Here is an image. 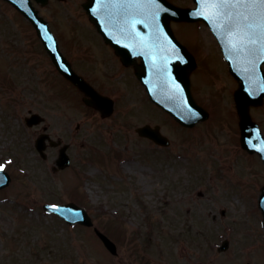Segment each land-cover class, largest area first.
Wrapping results in <instances>:
<instances>
[{
  "label": "rangeland",
  "instance_id": "1",
  "mask_svg": "<svg viewBox=\"0 0 264 264\" xmlns=\"http://www.w3.org/2000/svg\"><path fill=\"white\" fill-rule=\"evenodd\" d=\"M170 1L183 7L193 5L192 0ZM83 2L51 0L39 11L63 48L71 54L73 48V55H83L79 60L91 67L85 49L90 23ZM173 30L202 65L192 77L198 100L215 97L225 115L221 120L229 121L231 93L237 84L219 56L213 36L204 26L174 24ZM73 43L80 47L74 48ZM94 72L102 76L99 70ZM74 93L48 60L32 26L0 1V165L12 178L10 186L0 192V264H130L137 263L132 257L139 250L140 261L149 264H264L260 213L257 209L250 212L258 187L264 183V168L258 158L250 166L243 156L237 155L231 162L226 152L220 153L225 172L214 177V169L204 165L205 157L200 162L192 154L190 160L185 159L189 153L184 144L191 132L179 128L157 108L145 105L138 93H121L116 101L120 115L105 121L76 104L71 97ZM29 111L42 116L44 125L28 128L23 119ZM263 112L257 110V117ZM144 122L159 124L172 147L161 151L138 138L133 128ZM43 126L53 139L71 144L68 153L73 164L69 170L51 171L56 149L47 150L49 161L39 159L34 141ZM229 133L223 127L220 139L227 140ZM205 150L201 149L199 157L207 155ZM110 157H122L121 163L104 172V162L109 168L113 165L105 161ZM190 163V184L205 186L208 197L192 196L186 204L162 205V198L169 194L179 195L175 201L182 202L191 191L181 181ZM79 174H85L83 180ZM83 189L91 209L105 206L128 217L127 223L119 224L95 215L96 227H112L110 235L120 257L110 255L92 229L66 227L43 212V203H65L76 192L80 196ZM223 208L224 218L220 216ZM135 225L142 227L143 233L132 231ZM224 239L229 240V247L217 253L215 249Z\"/></svg>",
  "mask_w": 264,
  "mask_h": 264
},
{
  "label": "water",
  "instance_id": "2",
  "mask_svg": "<svg viewBox=\"0 0 264 264\" xmlns=\"http://www.w3.org/2000/svg\"><path fill=\"white\" fill-rule=\"evenodd\" d=\"M9 3H11L13 5V7L17 8L18 11H20L24 17H26V19H28L30 22H32V24L35 26V28L37 29V33L38 35L41 37L42 41L44 42V45L46 47V49H48V53L51 56L52 60L55 62V64L57 65V67L59 68V70L65 74V76L67 78H69L74 84H76L78 87H81V84L79 83V80L76 79L73 75H71L72 73L69 72L67 70L66 67H64V63L66 62L64 60V58H62V56L59 54L58 49H57V45H56V41L55 39L51 36L48 26L47 24L38 16L37 12L34 10V8L32 7L30 0H6ZM38 2H41L42 4L45 3V0H37ZM199 8L194 10V11H176L174 9H171L170 6H168L163 0H139L137 1V3H135L134 5L131 6V8H129V10H123V13H127V12H131V10L133 11L131 13V18L128 19V21L126 23L124 22H120L121 24H128L129 26H135V24H140L141 21L137 18V12H139L145 23H151L153 21V17L154 14H158L159 15V24L163 27V29H167L168 30V24L170 19H175V20H179V21H195L198 19H208V22L212 24V20H214L215 22L213 25V29H215V32H217L220 36V40L221 43L223 45V48L225 50V53L227 55V57L231 60L230 62L233 63V65L235 66L236 64L239 66H242L243 68L247 69L250 71L251 74L256 75L257 78H259L260 80L258 81V79L255 81L256 85L258 88L262 89V85H259V83H261V79H262V75L260 72V65L261 63L264 62V40H260L258 42H254L253 40V36L249 33H245L244 34V38H240V43L237 44V40L235 38H231L234 39L235 41L231 42L228 41L225 33L221 35V27L222 25H225L226 23L232 22L235 23V25H242L244 19L241 18L243 21L238 22V20H236L235 18L237 17V15L235 14L236 11H239V7L236 6L241 4V5H245L246 3H248L250 0H196ZM254 1V0H253ZM111 4L117 6L120 9H123V7H127L129 4L128 0H110ZM225 2L224 4L220 5L221 3ZM235 4V5H234ZM93 5L91 3V1L88 3L87 6H85V9L89 12L92 21H95V17H96V12H92L91 10H94L93 7L91 6ZM111 5V6H113ZM121 6V7H120ZM240 6V5H239ZM223 7L224 11L228 14V16L226 17V19H220V8ZM206 12V16H203L202 13ZM128 14H125V18H127ZM246 15V13H245ZM248 15V14H247ZM212 21V22H210ZM222 24V25H221ZM248 28L254 29V27L252 26H246ZM98 29L100 31H103L102 27L99 26ZM123 33L125 34V36H136V32L135 28L132 29H128V31L126 32L125 29L122 28ZM104 32V31H103ZM254 34V33H253ZM137 37V36H136ZM144 37V36H143ZM264 37V35H263ZM107 39L108 42H110L114 48L116 49L117 53L120 54L124 60L125 63H130L134 60V57L136 55H142L144 56V66H145V73L144 71L142 73L144 74H140L137 73V75L139 76V78L141 80L144 81V83L146 84L148 91H149V95L151 96V98L158 103L163 109H165L166 111L172 113V115L174 116H181L179 113H177L176 111H180L181 113L184 112V110L186 109L182 103L179 102V100H176V93L174 92H170V88H173L176 86V84L174 83V81H176V79L178 78V75L181 78L186 79V84H188L187 81V75L190 72V70L193 68V64L191 65H187L186 64V68L181 69L178 67V63L174 62L175 64V69L172 66L169 65H164L161 63V59L160 58H156L154 57L153 53L151 51H145L144 50V46L146 48H151L149 46L148 42H144L143 44L140 43V46L137 47L135 44H127V43H115L114 41H112L110 38L105 37ZM255 45L257 46L258 49V57L257 60H253L250 57L251 55H253L254 53V49H255ZM125 49V50H124ZM140 51L142 54H140ZM249 56V57H248ZM232 71L237 75L236 77H242L239 76L237 74V72L231 68ZM159 77V78H158ZM153 79H157V82L152 81ZM160 79V81H159ZM244 79V77H243ZM173 81V82H172ZM180 94H177V96H179ZM264 96V92H260L257 96L256 99L252 100V104H259L262 97ZM158 97H160L158 99ZM163 100V101H161ZM184 102L190 103V99L189 97H186ZM102 101L97 98L94 97V103L92 105H94L96 108L98 109H103L101 107ZM172 106V107H171ZM190 109L192 110L193 115H195V113H198L199 110L196 107L193 106H189ZM188 109V108H187ZM176 110V111H175ZM104 114H106L107 112H105L104 110H102ZM199 116H197L198 120L203 119L202 115L198 118ZM181 119V117H180ZM182 119L184 121H187L188 119H184L182 117ZM193 119H190L189 122L191 121H196ZM139 133L143 136H147L150 138H156L157 133L150 131L149 129H142L139 130ZM42 139H40L38 142H40ZM66 157L64 155H61L60 159H65ZM61 160V161H62ZM0 177L3 178V182L0 183V187L6 185V183H8V179L5 175L3 176L2 173H0ZM264 191V189H263ZM260 209H262V212L264 214V193L263 195L260 197ZM57 211L61 212L60 215L63 216V218L67 219V221H69L71 219L72 213H74L75 215H77V210L76 211H70L67 208H59L57 209ZM65 211V212H64ZM70 213L71 216L68 214ZM79 217L81 218V216L79 215ZM70 218V219H69ZM78 222H81V220H77ZM99 238L103 241V243L105 244V246L109 249V250H113L114 245L102 234L97 233Z\"/></svg>",
  "mask_w": 264,
  "mask_h": 264
},
{
  "label": "flooded vegetation",
  "instance_id": "3",
  "mask_svg": "<svg viewBox=\"0 0 264 264\" xmlns=\"http://www.w3.org/2000/svg\"><path fill=\"white\" fill-rule=\"evenodd\" d=\"M105 52L106 54L100 62L105 72L103 73L102 78L96 80V83L99 85L96 89L100 90L101 87L106 89H120L126 87L131 81V76L127 75L126 71L122 70L118 65V61L111 54H107V50H105ZM86 75L89 80L93 82L90 77V75L94 76L93 71L90 73L86 72Z\"/></svg>",
  "mask_w": 264,
  "mask_h": 264
},
{
  "label": "snow or ice",
  "instance_id": "4",
  "mask_svg": "<svg viewBox=\"0 0 264 264\" xmlns=\"http://www.w3.org/2000/svg\"><path fill=\"white\" fill-rule=\"evenodd\" d=\"M259 5L260 6H264V0H259ZM3 172H4V166L3 165H0V173H3ZM2 182H3V178L0 177V183H2Z\"/></svg>",
  "mask_w": 264,
  "mask_h": 264
}]
</instances>
